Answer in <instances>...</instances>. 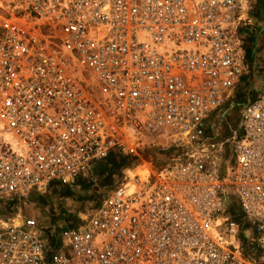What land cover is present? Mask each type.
I'll return each mask as SVG.
<instances>
[{
  "label": "built area",
  "instance_id": "2783aa9c",
  "mask_svg": "<svg viewBox=\"0 0 264 264\" xmlns=\"http://www.w3.org/2000/svg\"><path fill=\"white\" fill-rule=\"evenodd\" d=\"M252 8L0 0V203L72 185L112 152L174 150L126 168L57 231L35 216L1 222L0 264H264V76L251 97Z\"/></svg>",
  "mask_w": 264,
  "mask_h": 264
},
{
  "label": "rangeland",
  "instance_id": "374dc122",
  "mask_svg": "<svg viewBox=\"0 0 264 264\" xmlns=\"http://www.w3.org/2000/svg\"><path fill=\"white\" fill-rule=\"evenodd\" d=\"M251 2L253 8L246 30L247 56L250 62L257 63L258 69V83L253 84L254 89L250 93L252 97L259 87V78L264 76V0ZM244 91L246 92L245 87L238 88V99L243 96ZM140 151L139 155L117 152L120 155L114 160L99 162L89 174L79 177L72 185L54 183L43 194L33 192L27 201L11 200L0 203V223L12 219L19 222L25 216H35L50 232L78 222L80 216H84L86 211L100 203L110 189L116 186L126 168H132L141 160L166 158L174 154L171 147L164 149L162 144L146 145ZM132 172L136 171L130 169L128 175Z\"/></svg>",
  "mask_w": 264,
  "mask_h": 264
},
{
  "label": "trees",
  "instance_id": "16d2710c",
  "mask_svg": "<svg viewBox=\"0 0 264 264\" xmlns=\"http://www.w3.org/2000/svg\"><path fill=\"white\" fill-rule=\"evenodd\" d=\"M118 155H120V154H118L117 152H112L110 155H109V157L106 159V160H108V159H115V157H117Z\"/></svg>",
  "mask_w": 264,
  "mask_h": 264
},
{
  "label": "bare ground",
  "instance_id": "6f19581e",
  "mask_svg": "<svg viewBox=\"0 0 264 264\" xmlns=\"http://www.w3.org/2000/svg\"><path fill=\"white\" fill-rule=\"evenodd\" d=\"M140 167H141V166L137 167V168L135 169V171H137V170H141L142 167H141V168H140ZM139 168H140V169H139ZM133 173H134V172L131 173L130 177H132V176L134 175Z\"/></svg>",
  "mask_w": 264,
  "mask_h": 264
}]
</instances>
